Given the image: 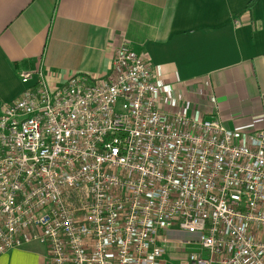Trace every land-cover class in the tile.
I'll return each mask as SVG.
<instances>
[{"label":"built area","instance_id":"built-area-1","mask_svg":"<svg viewBox=\"0 0 264 264\" xmlns=\"http://www.w3.org/2000/svg\"><path fill=\"white\" fill-rule=\"evenodd\" d=\"M19 76L0 108V254L38 242L47 264H159L175 229L181 264H264V129L162 113L124 36L101 78Z\"/></svg>","mask_w":264,"mask_h":264},{"label":"crops","instance_id":"crops-1","mask_svg":"<svg viewBox=\"0 0 264 264\" xmlns=\"http://www.w3.org/2000/svg\"><path fill=\"white\" fill-rule=\"evenodd\" d=\"M250 1L0 0V108L21 93V73L41 69L54 85L73 73L106 76L124 36L150 64L162 113L216 114L226 128L262 130L264 0ZM185 236L168 231L159 264L182 263ZM42 245L1 253L0 264H47Z\"/></svg>","mask_w":264,"mask_h":264},{"label":"trees","instance_id":"trees-1","mask_svg":"<svg viewBox=\"0 0 264 264\" xmlns=\"http://www.w3.org/2000/svg\"><path fill=\"white\" fill-rule=\"evenodd\" d=\"M253 4H254V1H253V0H251V1L248 3L247 7H252V6H253Z\"/></svg>","mask_w":264,"mask_h":264},{"label":"rangeland","instance_id":"rangeland-1","mask_svg":"<svg viewBox=\"0 0 264 264\" xmlns=\"http://www.w3.org/2000/svg\"><path fill=\"white\" fill-rule=\"evenodd\" d=\"M42 247H44V245H42Z\"/></svg>","mask_w":264,"mask_h":264}]
</instances>
